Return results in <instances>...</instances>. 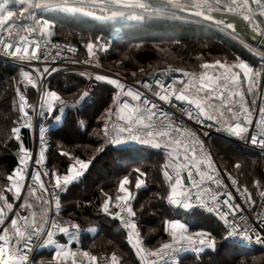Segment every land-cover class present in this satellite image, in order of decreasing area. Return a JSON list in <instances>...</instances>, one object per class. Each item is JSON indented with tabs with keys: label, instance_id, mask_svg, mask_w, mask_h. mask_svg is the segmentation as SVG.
<instances>
[{
	"label": "snow or ice",
	"instance_id": "snow-or-ice-1",
	"mask_svg": "<svg viewBox=\"0 0 264 264\" xmlns=\"http://www.w3.org/2000/svg\"><path fill=\"white\" fill-rule=\"evenodd\" d=\"M12 3L18 7V11L10 10L8 0L0 3V52L18 61L20 71L19 78L14 81L15 98L10 115L0 116V120L5 121L4 125H0V136L6 137L5 143L17 141L18 159L11 173L0 182V264H33L32 254L38 248H54L47 264H124V258L116 251L106 255H94L83 250L73 251L68 245L77 242L83 231L95 234L99 229L94 226L84 229L74 219L64 222L56 218L61 211L60 193L80 180L89 170L95 155L86 160L60 148V155L71 161L66 170L63 173L55 168L41 170L45 165L47 150V129L42 122L49 118L60 122L62 117L56 115V112L64 113L69 107L58 91L46 84V76L49 74L46 63L48 57L52 55L55 60L61 56L60 51L53 55L50 51L41 50L42 40L45 41V47L51 43L47 38L53 35L55 14L105 23L201 18L213 23L221 31H228L234 37L238 35L239 26L215 14L236 16L244 22V26L252 33V39L259 41V46L253 47L244 39L240 42L260 58V69L243 60L232 65L216 60L215 66L223 71L213 75L203 72L197 78L194 73L168 68L160 71L165 75L171 71H183L188 81L177 78L167 85L156 73H153L151 81L136 80L134 85L108 75L94 74L95 81L107 82L116 90L112 96V104L101 117L103 128L97 131V136L102 134L103 143L95 151L100 153L105 145L121 144L128 140L166 149L167 157L162 166V174L168 185L167 194L157 193L158 200L166 201L169 206L182 205L185 209L191 208L192 201L195 200L223 223V231L227 234L225 239L238 238L241 242L251 243L254 238L256 243H264L262 181H253L261 198V211L254 214L255 220L262 226L261 231H257L249 218L240 215L242 206L235 203L232 193L227 191V185L220 178L211 154L203 152V142L196 133L174 118L171 112L161 110L146 94L150 92L167 103H171V97H174L176 101L188 105V108L182 107L181 110L189 120H195L199 124H203L205 120L222 123L229 134L241 138L250 136L251 144L264 149V98H261L259 105L257 99H252L249 103L246 98L248 95H257L254 89L259 79H264V0H12ZM184 12H190L192 16L180 15ZM51 47L60 46L52 44ZM85 47L88 59L83 63L89 64L98 52L106 51L108 45L101 36H96L89 39ZM68 51L75 52L76 49L68 47ZM42 56L45 61L43 70L38 67L31 71L25 70L24 62L30 64L34 60L40 61ZM72 62L80 63L77 60ZM95 66L100 67L98 61ZM201 67L208 69L213 65L205 63ZM55 71V68H51V72ZM87 75L92 79L93 74ZM132 75L135 76L136 73ZM245 82L246 92L242 91ZM177 83L183 86L176 87ZM29 89L36 90L38 103H30L27 95ZM88 96L89 92L85 90L71 107L81 105ZM257 108L259 115L254 119ZM113 116L116 117L115 121ZM37 124L40 125L39 152L27 147L22 136L24 130L35 133ZM253 124L258 131L250 132ZM234 166L240 167L239 163ZM170 168L173 171L170 172ZM184 170L188 173L187 183L181 175ZM135 173L136 192L131 190L130 176L124 175L116 185L115 196L101 189L104 199L100 204V209L106 216L111 217L113 222L119 221L118 228L123 230L126 243L135 254L133 264H137V261L138 264H177L182 253L191 251L199 255L206 248L215 250V236L206 231L192 233L189 231V222L179 218L164 219L163 232L169 239L160 242L158 246L149 247L150 241L145 238L140 227V215L145 210V205L137 210L133 203L139 190L146 185L147 173L139 168L135 169ZM228 179L240 192L245 204L254 207L256 200L249 188L242 186L231 174H228ZM213 184L216 185L215 188L211 187ZM222 188L223 198L220 191ZM32 199L36 204L31 202ZM53 206L56 216L51 215ZM23 212L27 214H22ZM153 231L155 229H149V232ZM58 236L67 237V242L61 243Z\"/></svg>",
	"mask_w": 264,
	"mask_h": 264
},
{
	"label": "trees",
	"instance_id": "trees-1",
	"mask_svg": "<svg viewBox=\"0 0 264 264\" xmlns=\"http://www.w3.org/2000/svg\"><path fill=\"white\" fill-rule=\"evenodd\" d=\"M60 25L62 26L56 29L57 33L51 37L64 40L69 44L75 45L78 49L82 48L84 43L89 39H94L96 36H101L103 40L110 42V48L99 55L101 64L110 71L123 74L126 78H132L131 70L137 69L143 66V64L150 68L155 67V70L157 67L166 66L167 64L175 65L183 71L190 72L189 70H192V68L189 67L193 66V69H196L197 65L201 62L197 60H200V58H206L204 60H208L207 58L211 57V54L212 56L213 54L218 55L220 52L224 53L225 57L229 59L243 60L255 68H260L259 58L249 52L240 42L241 40L227 38L220 33L219 28L214 24L211 25L194 18L185 21L148 19L142 22L117 21L110 23L95 21L89 18H66V21ZM114 33H119L120 36L118 38H112ZM175 60H179L180 62L174 64L172 61ZM188 61L189 63L184 66L183 63ZM71 69L76 70L72 74L73 83L65 86V84L67 85L66 82L57 86L60 94L66 100H72L78 97L86 85L85 75H81L82 71L77 68ZM18 72V67L14 63L12 64L0 58V116L10 115L12 102L15 98L13 89L14 81ZM113 89L108 84H97L96 90L81 105L73 108L71 107L72 104H68L69 107L65 109L66 114L63 120L58 127H53L52 129V140H54V143L47 153V164L49 168L51 159L55 163L58 162L56 158L59 146L69 147L73 154L86 158L92 154V148L89 145L96 144L99 146L103 143L102 135L97 136V131L102 129L103 120L101 117L104 115L103 109L107 107L109 103L107 97L111 96ZM34 95L35 92L31 89L29 98L34 100ZM4 124L5 121L0 120V125ZM8 126L10 127V125ZM22 136L26 146L31 148L32 136L30 131L24 130ZM71 138L72 140L74 138L73 143L70 140ZM214 139L223 140L218 135L212 137V147L215 145L213 142L215 141ZM5 141L6 137L0 136V182L11 173L18 159L16 155L17 141L11 140L7 143ZM231 143L233 146L230 144L232 146H230V149L233 148L234 151H248V153L256 155L260 161H264L256 152L243 148L232 141ZM133 149L135 150L131 149L130 151L129 148L121 149L124 152L130 151L125 153L122 158L114 159L108 156L106 158L107 161L104 160V165L108 162L113 168L112 178H107L103 182L101 179L96 181L95 179L83 177L79 183L69 187L65 193L60 194V212L65 216L76 220L82 227H88L94 223L99 225L100 230L91 237L88 235L80 236L79 244L81 248L96 255L102 253L109 254L111 251H116L124 258V264H130L131 262L133 264V260L136 259L135 254L126 243L123 230L118 228L119 224L116 221L113 222L111 217L104 215L100 210V204L103 202L104 196L99 191L103 189L111 195L116 194L115 188L118 184L116 180L120 176L116 174L128 173L129 175L131 173L133 176L135 169L133 167H137L147 173L146 185L139 190L134 204L137 210L140 209L141 205H145V210L140 215L142 221L140 227L145 234V238L150 241L148 244L149 247L158 246L160 242L169 238L163 232L164 219L179 218L189 222L190 232L193 230H201L210 232L215 236L216 247L219 250L218 253H221V250L225 251L224 248H226L230 255H235L234 257L240 259L241 255H248L250 250L259 252L258 255H263L264 257V252L262 251L248 250L228 243L224 239L221 224L214 217L207 214L204 215L194 209H191V211L183 208L175 209L169 206L166 201L162 202L158 200L156 198L157 193L166 195V189L168 187L167 182L162 177L160 165L164 160V154L162 151L149 148H146L147 150L145 151L137 147ZM112 151H115L114 147L105 145L101 154H107ZM216 154L220 161L221 154L219 150H217ZM257 166L261 168L260 164H257ZM133 178H131V190L135 182ZM240 181L242 183L241 178ZM247 187L253 190L254 185ZM149 229H155V231L149 232ZM230 249L232 251L236 250V252L234 253ZM240 249H243V251L241 250L242 252H240ZM254 252L251 253L253 254ZM37 253L35 260L38 256ZM213 253H207L206 251V253L200 256V260L194 254H184L179 258L177 264L183 261L186 264H203L204 261L202 259L204 257L217 255V252L213 251Z\"/></svg>",
	"mask_w": 264,
	"mask_h": 264
},
{
	"label": "built area",
	"instance_id": "built-area-1",
	"mask_svg": "<svg viewBox=\"0 0 264 264\" xmlns=\"http://www.w3.org/2000/svg\"><path fill=\"white\" fill-rule=\"evenodd\" d=\"M234 17H236V16H234ZM236 18L240 19L239 17H236ZM119 36H120V34L114 33L112 38H118ZM47 39L50 40L51 43L48 44L47 47H45V41L42 40L41 41V50H42V52L43 51H50L53 55L57 51L61 52V56L56 58L55 60H53L52 55H50L48 57L47 62H46L47 65L48 66H57L58 65V66L65 67V68H70V69L72 67L73 68H77V69H82L84 71V73H85V82H86V85H85V87L83 89V92L85 90H87L89 92V95L96 90L97 84H98L97 81H95V79H94V74L98 73V74H104V75H108V76L113 77L114 74L116 73L115 71L111 73L108 69H106L105 67L102 66L101 60L99 58V55L102 52H104V51L98 52L97 55L92 58V63L85 64V63H83V61L88 59V54L83 56V57L73 56L72 54H70V51H68V47H72V44H69V43L65 42L64 40H61V39H58V38L48 37ZM103 41H105V40H103ZM105 42H107V41H105ZM52 44H57L60 47L59 48H52L51 47ZM107 45H108L107 49H109L110 46H111L110 42H107ZM0 58L4 59L6 61H9L12 64L14 63L18 67V70L20 71V64H19L18 61H15V60H13L10 57L5 56L2 52H0ZM73 60L80 61V63H73L72 62ZM96 61L99 62L100 67H96L95 66ZM258 62L260 63V67H261L260 58H259ZM43 65H45V61L43 59V56L41 57L40 61H35L34 60V61H31L30 64L27 61L24 62L25 70H29V71L32 70V66H38V67L41 68ZM168 68H171L173 70L174 69H180L179 67H177L175 65H166V66L158 67L153 73H156V75L159 76V78L166 85L167 84H172L173 80L177 79V78L179 80H183V81L186 82L187 77H185L183 75V71H181V72L171 71V72H168L166 75L163 74L162 71H160V70H164V69H168ZM221 71H223V70L218 69V66L214 65L213 67H210L208 69L204 68L200 72V74L203 73V72H207L209 75H213V74H219V72H221ZM89 73L93 74L92 79H89V76L87 75ZM153 73L151 75H149L145 80L151 81L153 79ZM18 74H19V72H18ZM200 74L198 75V77L200 76ZM120 80H121V82H124V83H126L128 85H134L135 84V82H133L131 80H125L123 78L120 79ZM175 86L176 87H182L183 85L177 83ZM137 87H139V86L137 85ZM154 87H155V85H154ZM30 90L31 89H29L27 91V95L28 96H29ZM33 90L35 92L34 100H31V98H29L30 103H38L39 96L36 93V90L35 89H33ZM115 91L116 90L114 88L112 90V92H111V99H112V96H113ZM142 91H146V90L142 89ZM242 91H244V92L247 91V86L245 85V83H244ZM146 94H147L148 98L151 99L154 103H156L161 110H163L164 112H171L173 114L174 118H176L178 121H181L185 127L192 129L196 133L197 137L203 142V152L205 154H208V153L211 154V157H212V159H213V161L215 163V166L219 170L220 178L227 185V191L232 193L234 202L242 206L241 209H240V215L244 216L246 218H249L250 223L253 226L256 227L257 231H261L262 226L259 225V223L254 218L255 212L261 211V209H260L261 198L259 196L258 190L256 189L255 185L253 187V190L249 189V191L252 193L253 198L256 200V205L254 207H252V206H250L248 204H245L244 198L240 195V192L237 191L236 187L231 185V181L228 179V174H231L232 177L236 178L240 182V184L242 185V183L240 181V178L237 177L230 169L226 168L225 166H223L220 163L218 155L216 154L215 150L212 147L211 138L215 137L217 135L220 136V131H221L220 127L221 126L218 123L213 122V121L205 120L203 124H199L195 120H189L186 115H183L182 110H181L182 107L183 108H188V105L186 103H184V102L176 101L174 97H171V103H167V102H164V101H160L158 99V97L153 96L150 92H146ZM246 98H247V100L249 102L250 101L249 98H252V96L248 95ZM261 98H264V79H260L259 80L258 93H257V95L254 98V99H257L258 105L261 102ZM258 115L259 114H258V108H257V111L254 113V119L258 118ZM113 120L114 121L116 120L115 116H113ZM51 121H52V118H49L48 120H45V121L42 122L43 125L47 129L46 134H45V141H46V144H47L46 161H45L44 167L41 169L42 171L43 170H51L49 168L48 164H47V158H48L47 153L50 150V148L53 146V143H54V140H52V129H53V126L51 124ZM39 126L40 125L37 124L35 133H33L32 130H29L30 133H31V136H32V146H31L30 149L34 148V149H36L37 152H39V149L41 147L40 141H39V131H38ZM251 131H258L255 128L254 124L250 127V132ZM143 138H147V137H143ZM229 140H232L235 144H237V145H239V146H241L243 148H247V149H249L251 151L256 152V154L259 157L264 159V149H261L258 145L251 144L250 136H248L247 138H241V137H237V136H233L232 137L231 136L229 138ZM199 150H200L199 146H197V151H199ZM33 167H35V165H33ZM181 175L184 176L185 183H187V176H188L187 171L186 170L182 171ZM197 179H198V177H197ZM45 182H47V178L46 177H45ZM262 185H264V182L262 183ZM211 187L215 188L216 185L213 184V185H211ZM220 191H221V197L223 198L224 189L222 188ZM241 191H243L242 187H241ZM8 195L11 196V193H8ZM18 203H19V201L17 202V204ZM133 203H135V200L133 201ZM191 209L199 211V212L203 213L204 215L207 214V215H210V216L214 217L221 224L222 229H223V223L218 220L216 215L214 213H209L206 209L202 208L198 204V202H196L195 200L192 201ZM22 214L26 215L27 212H23ZM51 215L52 216H56V212H55L54 206L52 208ZM56 218L58 220L64 221V222L70 220L68 217H66L65 215H63L61 213ZM117 223L119 224L118 220H117ZM191 232L194 233V232H197V230H193ZM223 235L225 237L227 234L223 231ZM58 239H60L61 243H64V240H62L63 239L62 236H58ZM225 240L228 243L233 244L234 246L236 245L238 247L246 248L248 250L252 249V250H259V251L264 252V243H256L254 238H253L251 243H249L247 241L241 242L238 238H229V239H225ZM38 250H39V248L36 249L33 252V254H32L33 264H47V262H45V261L44 262H40V263L39 262L36 263V261H35V257L36 256L35 255L38 252ZM106 254L102 253L100 255H106ZM184 254H194L197 257L198 260H200V256H201V253L199 255H197L196 253L188 251V252L180 254V257L182 255H184ZM178 261H177V263H178Z\"/></svg>",
	"mask_w": 264,
	"mask_h": 264
},
{
	"label": "crops",
	"instance_id": "crops-1",
	"mask_svg": "<svg viewBox=\"0 0 264 264\" xmlns=\"http://www.w3.org/2000/svg\"><path fill=\"white\" fill-rule=\"evenodd\" d=\"M5 2V0H0V3H4ZM8 6H9V8H10V10H14V11H18V7L16 6V5H14L13 3H12V0H8ZM66 18H69V17H65V16H63L62 14H55L54 16H53V19H54V22H55V28H54V30H53V35L55 34V33H57V28L58 27H60V26H62V25H60L61 23H63V22H65L66 21ZM95 21H98V20H95ZM52 35V36H53ZM85 44L86 43H84V45H83V47L82 48H80V49H78L75 45H72V48H74V49H76V51L75 52H70V54H72L73 56H77V57H83V56H85V55H87L88 53H87V49H86V47H85ZM48 66V65H47ZM38 66H32V69L33 68H37ZM45 67V65H43L41 68L40 67H38V68H40L41 70H43V68ZM49 67V74L46 76V84L47 85H50V87L53 89V90H56V91H58V93L60 94V91L57 89V86L59 85H62V84H64V83H66L67 82V85L65 84V86H68V85H71L73 82H72V78H73V72L74 71H76V70H72V69H70V68H65V67H61V66H48ZM51 68H55L56 69V71L55 72H51ZM73 68V67H72ZM76 69V68H75ZM141 69V68H140ZM81 71H82V73H84V71L82 70V69H80ZM110 71V70H109ZM155 71V70H154ZM154 71H152L150 74H147V73H145V72H143V75H139L138 76V78H137V76H133L132 78H126L123 74H120V73H118V72H116L115 74H114V76L112 77V78H118V79H125V80H131V81H133V82H135L136 80H145L149 75H151ZM111 73L113 72V71H110ZM111 77V76H110ZM140 77V78H139ZM260 80V79H259ZM188 81V77H187V80H186V82ZM51 83V84H50ZM97 83L98 84H108L107 82H98L97 81ZM246 84H247V82H245ZM108 85H110V84H108ZM113 88H114V86L113 85H111ZM82 92H83V90H82ZM81 92V93H82ZM80 93V94H81ZM79 94V95H80ZM61 95V94H60ZM79 95H78V97H79ZM61 97L65 100V101H69V102H67L68 104H72L78 97H76V98H73L72 100H66V98L65 97H63L62 95H61ZM68 97V96H67ZM88 97H90V96H88ZM72 101V103H70ZM108 107H106V108H104L103 110L105 111V109H107ZM65 114H66V111L64 112V113H60L59 111H57L56 112V115H61V117H62V119H61V121L63 120V118H64V116H65ZM60 121V122H61ZM60 122H55L53 119H52V121H51V124H52V126L55 128V127H58L59 126V124H60ZM221 125H222V123H220ZM102 128H103V125H102ZM222 128H223V125H222ZM102 135V134H101ZM220 136L224 139V138H227V137H225L224 135H222V134H220ZM224 136V137H223ZM230 136H234V135H230ZM145 139H147V138H145ZM228 139V138H227ZM232 141V140H231ZM233 142V141H232ZM108 145H110V146H112V147H114L115 148V151H112V152H108L107 154H105V153H103V154H101L102 152H100V153H96V148L97 147H99V146H97L96 144L95 145H89L91 148H92V150H91V152H92V154H90V155H88L86 158H84V157H81V156H79V155H77V154H74V155H76V156H79V157H81L82 159H90V158H92L94 155H95V159L93 160V162H92V164L90 165V168H89V170H87L86 172H85V174L80 178V180L83 178V177H87L88 179L89 178H91V179H95L96 181H98L99 179H101L103 182H104V180L105 179H107V178H112V171H113V168L111 167V165L110 164H108V162H107V164L105 163V165H104V160H106V158L108 157V156H111V157H113L114 159H117V158H119V157H121L122 158V156H124L125 155V153H128V152H130L131 151V149L132 150H135V149H133V148H139L140 150L141 149H144V151L145 150H147L146 148H149V149H152V150H158V151H162L163 152V154H164V156H166L167 157V150L166 149H164V148H155V147H153L152 146V144H146V143H141V142H139V141H133V140H129V141H126V142H124V143H121V144H108ZM60 148H64V149H66V150H69V151H71L72 152V150L69 148V147H62V146H59V148H58V150H57V158H56V161H58L57 163H55L54 161H53V159H51V161H50V163H49V165H50V169H53V168H55V169H57V170H59L61 173H63L65 170H66V168H67V165L69 164V163H71V161L67 158V157H64L63 158V156H61L60 155V152H59V149ZM123 148H129L130 149V151H125L124 152V150H121V149H123ZM143 151V150H142ZM73 153V152H72ZM95 153V154H94ZM60 158H62V160H60ZM107 161V160H106ZM117 161V160H116ZM165 162H166V159L164 158V161L160 164L161 165V173H162V166L165 164ZM56 164H58V165H56ZM133 168H135V169H137V167H133ZM135 169H134V172H133V176L131 175V173L129 174V176H130V179L132 178V177H134L133 178V180H135V177H136V175H137V173H135ZM169 171L171 172V171H173L171 168L169 169ZM117 176L118 175H120L119 176V178L116 180V181H119V179H121L124 175H128V173H125V174H121V173H118V174H116ZM162 177H163V174H162ZM183 177V179H184V181H185V178H184V176H182ZM164 178V177H163ZM79 180V181H80ZM79 181L78 182H76V183H79ZM29 182H31V181H29ZM75 183V184H76ZM75 184H73V185H75ZM90 184V183H89ZM73 185H71V186H73ZM71 186H69V187H71ZM145 186H143L142 188H144ZM141 188V189H142ZM68 191V190H67ZM104 192H106V190H103ZM132 191L133 192H136V189H135V184H134V187H133V189H132ZM66 192V191H65ZM65 192H62V193H65ZM99 193L103 196V193L101 192V190L99 191ZM61 194V193H60ZM113 196H115V194L113 195ZM31 202L33 203V204H36V201L34 200V199H32L31 200ZM173 208H183V209H185L182 205L181 206H172ZM101 210V209H100ZM187 210V209H186ZM61 214H63L62 212H60ZM104 214V213H103ZM64 215V214H63ZM105 215V214H104ZM67 217V216H66ZM69 218V217H68ZM70 220H72L71 218H69ZM117 222V221H116ZM97 227L99 230H100V228H99V225L98 224H96V223H94V224H91L90 226H88V227H82V228H84V229H87V228H89V227ZM189 231H190V229H189ZM96 234V233H95ZM81 235H88L89 237H91L92 235H94L93 233H91V232H88V231H83L81 234H80V236ZM62 240H64V243H66L67 242V237H63V239ZM79 241L80 240H78L77 242H74V243H72V244H69L68 246L73 250V251H79V250H83V251H87V250H85V249H83V248H81L80 247V244H79ZM74 246H75V248H74ZM54 252V248H39V250H38V253H37V258L40 260L39 262H47V261H49L50 259H51V255H52V253ZM93 254V253H92ZM94 255H96V254H94Z\"/></svg>",
	"mask_w": 264,
	"mask_h": 264
},
{
	"label": "rangeland",
	"instance_id": "rangeland-1",
	"mask_svg": "<svg viewBox=\"0 0 264 264\" xmlns=\"http://www.w3.org/2000/svg\"><path fill=\"white\" fill-rule=\"evenodd\" d=\"M262 19H264V18H262ZM219 31H220V33L222 35L226 36L227 38L229 37V38H232V39H235V40L236 39L237 40H241L238 36H235V37L234 36H230L228 34V31H221L220 29H219ZM117 34H119V33H117ZM209 58H211V59H209ZM209 58H207L208 60H204L206 58H204V59L200 58V60H197V61H199V62L201 61V62L197 65L196 69H193V66L189 67V68H192V70H189L190 71L189 73H194L196 75V77L198 78V75L204 69V68L201 67V65H203L205 63L214 66L215 65L214 62L216 60H220L222 62H225L228 65H232V64L238 62V59H229V58L225 57L224 53H221V52L218 55L213 54V56H212V54H211V57H209ZM172 62L174 64H177L180 61L179 60H175V61H172ZM188 63H189V61L186 62V63H183V64H184V66H186ZM167 65H169V64H167ZM158 66H160V65H158ZM140 68L143 71H141ZM257 69H260V68L257 67ZM154 70H155V67L154 68L153 67L150 68V67H147V65L143 64V66H140L137 69H132L131 70V74L132 73H136L135 76L138 77L139 75H143V72L149 74L150 72H152ZM237 71H239V70L237 69ZM18 78H19V74L15 77V79H18ZM258 84H259V82L257 83V86L254 89V91L256 93H258ZM245 85L247 86L246 83H245ZM14 88H15V84H14ZM107 98H108L107 101L109 102L107 107H109L112 104V99H111V96H108ZM254 98H255V96L254 97L252 96V98H249L250 99L249 102H251V100L254 99ZM103 114L105 115V111H103ZM218 124L221 126L220 127V130H221L220 134H222V135H224L225 137L228 138V139L224 138L223 140H221L222 142L219 139H214L215 141H213L215 143V145L213 146L214 149L216 150V152H217V150H219V152L221 154L220 161H221L222 165L225 166L226 168L230 169L238 177H240L242 179V183H243L244 186L252 187L254 185L253 184L254 180H261L262 183H263L264 182V161H262V160L260 161L256 157V155L248 153V151H239V150L238 151H234L233 148L230 149V146H231L230 144H232V143H231V140H229V138L231 137L230 136L231 134H229L227 131H225L224 128H222V125L220 123H218ZM74 137H75V135H74ZM70 140L73 143L74 138H73V140H72V138ZM232 146H233V144H232ZM164 158L166 159V156H164ZM237 163H239V165H240L239 168H236L234 166ZM257 164H260L261 168L260 167L258 168ZM187 210L191 211V208L187 209ZM224 250L225 251L221 250V253L220 252L218 253L219 250L217 249V247L215 248V250L206 248L201 253V255L206 253V251H207V253H213V251H215V252H217V255L216 256H206V257H204L202 259V261H204L203 264H264V257H263V255L262 256L258 255L259 252H256V251L254 252V251H250L249 250V254L247 253L248 255H246V254L245 255H241L240 256L241 258L239 259L237 257H234L235 255H230L226 248H224ZM241 250L243 251V249H240V252H242ZM230 251H232V250L230 249ZM232 252L235 253L236 250L232 251ZM251 252H254L253 254H256V255H253ZM213 254H215V253H213ZM232 258H235V259H232ZM35 261H36V263H38L40 260L38 258H36ZM184 262L185 261L180 262V264H186V262L185 263Z\"/></svg>",
	"mask_w": 264,
	"mask_h": 264
},
{
	"label": "water",
	"instance_id": "water-1",
	"mask_svg": "<svg viewBox=\"0 0 264 264\" xmlns=\"http://www.w3.org/2000/svg\"><path fill=\"white\" fill-rule=\"evenodd\" d=\"M180 14L183 15V16L184 15L185 16H188V17H191L192 16V14L190 12H184V13H180ZM215 15H217L218 17L224 18L227 21H233V22H235V24H237L239 26L237 28V33H238L237 36L240 39H244L248 44H251L253 47H258L259 46V41L258 40L257 41H254L252 39V33L250 32L249 29H247L244 26V22L241 19H238V18H236L234 16H231V15H226V14H223V13H216ZM194 19L203 21L201 18H194ZM206 23L213 25V23H210V22H206ZM245 33H246V35H245Z\"/></svg>",
	"mask_w": 264,
	"mask_h": 264
}]
</instances>
